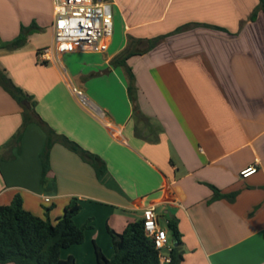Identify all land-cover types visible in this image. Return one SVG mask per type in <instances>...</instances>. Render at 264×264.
I'll return each instance as SVG.
<instances>
[{"label": "crops", "instance_id": "1", "mask_svg": "<svg viewBox=\"0 0 264 264\" xmlns=\"http://www.w3.org/2000/svg\"><path fill=\"white\" fill-rule=\"evenodd\" d=\"M109 2L106 53L44 61L53 0H0V68L36 104L25 124L28 107L0 86V206L20 195L24 209L55 221L77 199L76 225L92 228L61 255L77 264H98L95 244L111 258L108 229L122 233L151 208L170 248L177 221L182 264H264V12L250 21L259 0ZM30 27L24 46L4 48ZM125 52L135 53L124 62L134 100L126 67L113 63ZM48 131L55 143L42 182Z\"/></svg>", "mask_w": 264, "mask_h": 264}, {"label": "trees", "instance_id": "2", "mask_svg": "<svg viewBox=\"0 0 264 264\" xmlns=\"http://www.w3.org/2000/svg\"><path fill=\"white\" fill-rule=\"evenodd\" d=\"M111 1V0H103ZM260 12H264V0H259V5L250 16V21H255ZM198 26L197 24H194ZM200 25V24H199ZM209 28L226 31L223 28L211 25H204ZM184 27L178 29L182 30ZM33 32L32 27L23 28L20 36L4 48L14 50L25 45L28 36ZM167 36H161L149 40L148 50L156 47ZM135 53L125 52L116 58L114 64H123L127 69L129 78V94L134 100L136 91L134 85V74L124 62ZM0 86L20 105L28 102L31 109H25V124L32 122L29 114L34 112L35 103L32 97L27 95L20 87L6 75L0 68ZM22 133L16 135L17 143L21 142ZM55 143L51 132H47V143L44 151L40 155L42 163V182L46 181L50 172V150ZM68 147L80 154V147L75 143L66 140ZM98 174L103 170L95 165ZM212 187V186H211ZM215 191V199L221 198L220 191L212 187ZM82 206L77 199H72L65 208L62 216L52 221L47 215L41 218L27 211L23 207V200L20 195H16L9 205L0 206V264H77L76 258L70 256L62 258V252L73 246L81 245L86 240V232L92 228L85 224L77 226L75 217L81 212ZM168 230L173 233L176 245L169 252L170 262L168 264H182L184 251L182 249V235L176 220L168 223ZM111 237L114 254L108 258L102 248L95 244V254L98 264H160V252L155 241L149 238L144 230V220H137L130 223L122 233L108 229Z\"/></svg>", "mask_w": 264, "mask_h": 264}, {"label": "built area", "instance_id": "3", "mask_svg": "<svg viewBox=\"0 0 264 264\" xmlns=\"http://www.w3.org/2000/svg\"><path fill=\"white\" fill-rule=\"evenodd\" d=\"M54 23L53 45L43 49L40 57L44 61L58 60L64 52L106 53L114 34V10L108 1L103 0H53ZM81 99L84 95L75 89ZM253 173L248 169L243 173L247 177ZM146 235L155 241L160 252V264L170 262L168 232L160 226L155 209L144 215ZM168 253L163 255V251Z\"/></svg>", "mask_w": 264, "mask_h": 264}, {"label": "water", "instance_id": "4", "mask_svg": "<svg viewBox=\"0 0 264 264\" xmlns=\"http://www.w3.org/2000/svg\"><path fill=\"white\" fill-rule=\"evenodd\" d=\"M24 104H25L28 108H31L30 103H28V102H24Z\"/></svg>", "mask_w": 264, "mask_h": 264}, {"label": "rangeland", "instance_id": "5", "mask_svg": "<svg viewBox=\"0 0 264 264\" xmlns=\"http://www.w3.org/2000/svg\"><path fill=\"white\" fill-rule=\"evenodd\" d=\"M67 250L64 251V253L66 252ZM168 252L166 250L163 251V255H166Z\"/></svg>", "mask_w": 264, "mask_h": 264}]
</instances>
